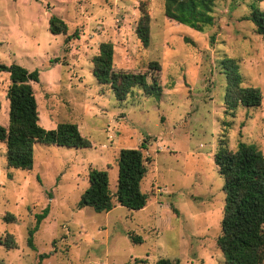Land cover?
I'll return each mask as SVG.
<instances>
[{"label":"rangeland","instance_id":"374dc122","mask_svg":"<svg viewBox=\"0 0 264 264\" xmlns=\"http://www.w3.org/2000/svg\"><path fill=\"white\" fill-rule=\"evenodd\" d=\"M252 7L264 15V0H216L212 25L197 32L167 19L164 0H0V63L38 71L31 86L43 129L75 124L90 143L88 149L36 144L31 171L9 168L0 143V243L17 247L0 244V264H35L41 254L42 264H225L216 245L224 179L213 157L239 143L264 156V39L245 20ZM142 11L149 18L146 48L135 34ZM51 15L64 21V34L48 31ZM101 43L113 47V72L143 74L157 63L159 99L134 87L117 101L100 85L91 61ZM233 72L240 88L261 91L259 107L234 100ZM9 83L0 73L4 128ZM143 140L146 207L129 211L114 198L108 213L78 208L89 171H106L114 194L119 151L138 149ZM47 205L31 250L33 215ZM7 213L15 222L3 220ZM137 236L142 243L131 242Z\"/></svg>","mask_w":264,"mask_h":264},{"label":"trees","instance_id":"16d2710c","mask_svg":"<svg viewBox=\"0 0 264 264\" xmlns=\"http://www.w3.org/2000/svg\"><path fill=\"white\" fill-rule=\"evenodd\" d=\"M216 0H164V16L197 32L213 23L212 10ZM259 1V0H255ZM250 21L255 33L264 39V15L252 7ZM66 24L57 16L48 20V31L52 35L66 32ZM135 34L142 47L149 44V18L144 11L136 25ZM76 36V32L72 37ZM69 37V38H70ZM67 38L66 40H68ZM113 47L101 43L98 55L92 59V75L103 86H109L117 101H123L130 90L141 87L151 97L159 99L161 86L158 83L159 66L151 62L147 72H113ZM0 73L9 76L6 91L8 100V128L0 125V143L5 144V161L9 168L31 171L33 148L36 144L67 149H88L90 143L78 131L75 124H58L55 129L45 130L39 124L37 102L32 83H38L37 70L27 71L17 64L0 63ZM148 73L151 74L147 82ZM229 81L233 97L242 107L257 108L262 94L258 88H240V78L235 72ZM147 149L143 140L138 149H122L117 158L116 191L109 189L106 171L92 169L88 173V187L81 194L78 208H91L95 213H108L114 208L113 199L129 211H140L146 207L148 196L141 191V182L147 174V161L142 151ZM213 162L224 179L225 195L220 235L216 245L225 264H264V156L253 146L239 143L234 152L225 148L218 150ZM51 199V197H49ZM50 212L47 205L34 214V224L28 230L27 246L34 250L33 235ZM3 220L15 222L14 215L7 213ZM10 239L11 237L8 236ZM134 244L142 243L137 236L130 238ZM6 250L16 249L15 241L0 243ZM47 255H39L35 264H42ZM155 264H179L178 261L160 259Z\"/></svg>","mask_w":264,"mask_h":264}]
</instances>
